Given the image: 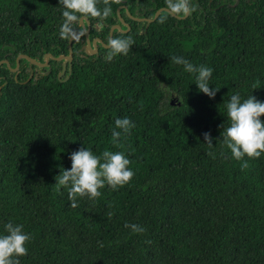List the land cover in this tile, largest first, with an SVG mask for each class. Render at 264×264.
I'll use <instances>...</instances> for the list:
<instances>
[{
	"label": "trees",
	"instance_id": "1",
	"mask_svg": "<svg viewBox=\"0 0 264 264\" xmlns=\"http://www.w3.org/2000/svg\"><path fill=\"white\" fill-rule=\"evenodd\" d=\"M118 5L127 27L111 38L131 36V51L109 61L108 46L97 41L90 53L82 34L64 78L52 58L30 68L20 57L9 69L19 52H67L59 0H0V59L9 64H0V235L8 222L31 234L19 264H264V153L245 156L242 171L223 143L230 97L264 101V0H190L189 14L160 10L151 21L126 11L152 16L166 0H121L107 19L87 18L90 38L108 42ZM173 56L211 67L215 96ZM123 117L135 127L116 146L111 131ZM82 146L123 152L134 176L73 208L56 176Z\"/></svg>",
	"mask_w": 264,
	"mask_h": 264
},
{
	"label": "clouds",
	"instance_id": "2",
	"mask_svg": "<svg viewBox=\"0 0 264 264\" xmlns=\"http://www.w3.org/2000/svg\"><path fill=\"white\" fill-rule=\"evenodd\" d=\"M102 3L103 8L97 5ZM121 0H59L62 5L63 22L59 35L62 39H79L80 21L84 18L105 20L112 13V4H120ZM167 9L176 15L189 14L195 9L190 6V0H166ZM167 14L161 15V23L167 20ZM135 44L131 36L109 38L107 46L110 51L107 59L111 61L117 55H127ZM175 64L183 65L188 73H194L195 84L198 90L209 98H213L219 88L210 87L209 80L213 69L203 64L196 66L180 56H173ZM255 85L253 89H255ZM229 125L223 130V143L230 149L232 157L242 161L241 170L249 167L244 157L259 158L264 153V101L258 100L252 94L246 99H241L237 93L230 97L226 104ZM115 127L111 131L112 143L120 146L122 136L130 134V129L135 127L128 117L116 118ZM204 141L209 148L213 146L209 133L203 134ZM208 155H213L211 152ZM71 167L62 169L56 177L57 192L61 186L67 189L70 206H78L77 198L87 197L95 200L101 196L100 189L105 185L116 190L129 183L134 172L129 167L131 161L123 152L104 150L101 155L82 146L70 154ZM112 213H109V218ZM132 233H143L146 229L135 223L125 224ZM24 226L13 222L4 225L5 233L0 235V264H19V257L27 254L26 243L30 241L31 234L23 231ZM150 243V241H149Z\"/></svg>",
	"mask_w": 264,
	"mask_h": 264
},
{
	"label": "water",
	"instance_id": "3",
	"mask_svg": "<svg viewBox=\"0 0 264 264\" xmlns=\"http://www.w3.org/2000/svg\"><path fill=\"white\" fill-rule=\"evenodd\" d=\"M121 5H118L116 7V13H117V18H118V22H115L113 24L110 25L109 27V31H108V35H109V38H111V33H112V29L113 28H117V29H120V30H125L126 28H121L120 26V23L122 24H125L126 27H127V23L122 19L121 15L119 14V7ZM160 10H166L168 12H170L166 6H160L158 8H156L152 14V16H133L131 14H129L127 11L126 13L136 19V20H145V21H151L153 20L157 14L159 13ZM171 13V12H170ZM177 17H179L180 15H176L174 13H171ZM186 15V14H185ZM185 15H182L181 17L185 16ZM83 35H84V47L86 49V51L92 53V52H95L96 49H97V41L102 43L103 46H107V43H103L101 42V39L99 37H92L90 38L89 37V21L87 18H84L80 21V30H79ZM71 38L67 39V52L66 53H60V54H57V55H53L51 52L47 51V52H44L42 54V60H37L31 56H29L28 54L26 53H23V52H19L16 57H15V64L14 66H9V69L12 70V71H16L17 69V66H18V59L20 57H24L28 60V62L30 63L29 67L31 68V64H35L37 66H46L47 63H48V59L49 58H52V59H55V60H61V68L60 70L57 72V77H59L62 73H64L65 69L67 68V73L66 75L64 76V78H66L70 72V60L72 58V49H71ZM1 63H6V65H9L8 62H7V59L5 58H1L0 59V64ZM32 74V70H30L28 76L26 79H29V77L31 76Z\"/></svg>",
	"mask_w": 264,
	"mask_h": 264
},
{
	"label": "flooded vegetation",
	"instance_id": "4",
	"mask_svg": "<svg viewBox=\"0 0 264 264\" xmlns=\"http://www.w3.org/2000/svg\"><path fill=\"white\" fill-rule=\"evenodd\" d=\"M93 37H98V36H93Z\"/></svg>",
	"mask_w": 264,
	"mask_h": 264
}]
</instances>
